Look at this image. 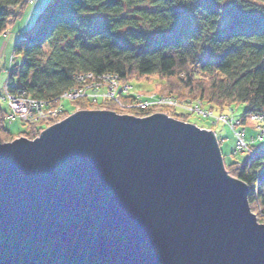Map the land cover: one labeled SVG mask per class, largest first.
Masks as SVG:
<instances>
[{"label":"water","instance_id":"95a60500","mask_svg":"<svg viewBox=\"0 0 264 264\" xmlns=\"http://www.w3.org/2000/svg\"><path fill=\"white\" fill-rule=\"evenodd\" d=\"M215 130L79 109L0 141V264H264Z\"/></svg>","mask_w":264,"mask_h":264},{"label":"trees","instance_id":"16d2710c","mask_svg":"<svg viewBox=\"0 0 264 264\" xmlns=\"http://www.w3.org/2000/svg\"><path fill=\"white\" fill-rule=\"evenodd\" d=\"M27 4L0 0V33L22 16ZM13 55L8 89H23L53 104L76 84L77 74L93 71L114 73L123 83L146 79L159 94L199 99L220 113L244 103L239 115L244 126L250 114L264 113V0H49L20 32ZM71 101L74 110L80 104L82 109L136 115L165 112L186 121L190 113L162 105L121 107L111 99ZM60 103V118L72 113L64 100ZM8 111L0 104V141L33 138L43 128L24 121L27 128L14 134L6 124ZM218 140L221 145L222 137ZM251 150L225 167L249 185L250 204L261 221L264 142H254Z\"/></svg>","mask_w":264,"mask_h":264},{"label":"built area","instance_id":"2783aa9c","mask_svg":"<svg viewBox=\"0 0 264 264\" xmlns=\"http://www.w3.org/2000/svg\"><path fill=\"white\" fill-rule=\"evenodd\" d=\"M14 55L12 54L10 65L7 69L8 75L11 72ZM76 84L62 92L55 98V104L49 99H41L33 97L26 93L25 90L19 89L12 92L8 89V79L4 83V99L9 100L10 115L12 117H19L29 123H39L38 121L44 118H50L53 123L60 120V114L64 111V106L60 101L69 99L75 100L81 97H89L94 100L111 99L117 102L121 107H147L150 105H162L171 108H183L186 112H195L203 116L213 115V110L207 109L203 106L201 100L180 99L177 96L169 94H159L157 92L137 93L132 91V84L130 82L123 83L119 75L114 73H95L93 71L81 72L76 75ZM135 95L140 97L133 100L129 96ZM128 97L129 102L123 99ZM57 100H59L57 102ZM215 121H223L229 124L234 130L236 137V144L234 151H249L251 145L257 139H262L264 136V113H252L248 116V120L255 122L257 125V137L249 136L247 133V126L242 125L241 118L230 116L226 113H218L214 116Z\"/></svg>","mask_w":264,"mask_h":264},{"label":"rangeland","instance_id":"374dc122","mask_svg":"<svg viewBox=\"0 0 264 264\" xmlns=\"http://www.w3.org/2000/svg\"><path fill=\"white\" fill-rule=\"evenodd\" d=\"M48 1L49 0H28L27 7L25 8L22 16L19 17L15 21V23L10 26V28L7 31L0 33V104L4 108L9 110L6 124H7V127L10 129V131L14 134H18L20 131L25 130L27 128V125H26V122H24L26 120L19 118V117H12L10 115L11 110H10L9 100L4 99L2 97V95H4V83L8 75L7 68L9 67L10 59L13 53V46L16 40L18 39L20 32L25 27H29L35 22L38 14L44 8V6L48 3ZM130 84H132L133 86L132 91H135L137 93L146 94L149 92H155L154 91L155 89H153L154 88L153 83L146 79H142V80L132 79L130 80ZM93 100L94 99H92V101ZM64 103L66 107H68L70 110L72 109V112L82 109L80 104H78V105H75V110H74V103L69 99L64 100ZM244 107H245L244 103H237V104L235 103L233 105V112H231V110L229 109L225 113H228L230 116L239 118V115L242 113ZM178 109L180 111L183 110L185 112L183 108H178ZM63 112L64 111H62V113ZM218 113L220 112L213 110V115L203 116L199 113L190 112L187 116V120L191 123L194 122V124L200 127H203V128L212 127V129L215 130L218 137H222L223 140L221 143V149L223 153L222 156H223L224 163H229L235 158L241 159L245 157L248 153L247 151H240L237 153V155L234 154V149H235V144H236V137H235L234 130L229 124L224 123L223 121H218V122L215 121L214 116L217 115ZM60 120H57V121H60ZM38 122L41 123L43 126L41 131L45 127L53 123L52 120H50V118H44L43 120H40ZM36 123H32V124H36ZM254 125H257V124L247 119V125H246L247 133L250 137L251 136L253 137L254 135H256V137L258 136L257 135L258 131L257 129H255ZM256 141H259V139H257ZM260 141L264 142V136L262 139H260Z\"/></svg>","mask_w":264,"mask_h":264},{"label":"snow or ice","instance_id":"6c2138e0","mask_svg":"<svg viewBox=\"0 0 264 264\" xmlns=\"http://www.w3.org/2000/svg\"><path fill=\"white\" fill-rule=\"evenodd\" d=\"M174 27L175 28H178L179 27V21L177 19V15H176V21H175ZM260 223H261V225H264V220H261ZM262 229H264V227H262Z\"/></svg>","mask_w":264,"mask_h":264},{"label":"clouds","instance_id":"9594fccd","mask_svg":"<svg viewBox=\"0 0 264 264\" xmlns=\"http://www.w3.org/2000/svg\"><path fill=\"white\" fill-rule=\"evenodd\" d=\"M208 129H212V128H208Z\"/></svg>","mask_w":264,"mask_h":264}]
</instances>
